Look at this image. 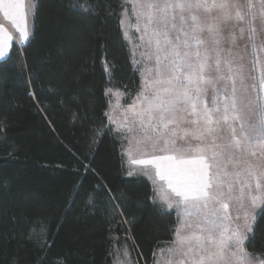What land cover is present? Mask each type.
<instances>
[{
    "label": "trees",
    "instance_id": "trees-1",
    "mask_svg": "<svg viewBox=\"0 0 264 264\" xmlns=\"http://www.w3.org/2000/svg\"><path fill=\"white\" fill-rule=\"evenodd\" d=\"M33 31L0 62V264H153L176 234L152 182L127 173L111 89L141 79L124 0H35ZM245 247L264 256V205Z\"/></svg>",
    "mask_w": 264,
    "mask_h": 264
},
{
    "label": "rangeland",
    "instance_id": "rangeland-1",
    "mask_svg": "<svg viewBox=\"0 0 264 264\" xmlns=\"http://www.w3.org/2000/svg\"><path fill=\"white\" fill-rule=\"evenodd\" d=\"M124 1L126 8L122 14V27L130 44L141 84L138 93L129 98L122 90L109 91V121L122 139L128 175L149 179L154 188L156 201L166 209L175 211L178 217L175 237L156 252L153 264H194V260L206 255L204 249H208L210 245L207 240L208 220L204 219L205 215L209 220L216 221L220 228H227L228 234H231L232 230H239L246 237L240 245L243 252L230 244L225 250L224 260L219 264H260V261H264V256L248 252L245 243L253 228L252 218L255 221L257 213L264 205V199L258 200L254 206L250 199L254 195L264 197V175H260L264 172V147H261L264 144V137L260 135L262 114L259 107L264 103V88L261 87V82L264 81V9H262L264 0H200L209 7L193 9L191 12L187 9L181 11L175 7H167L166 11H162L166 5H175L178 0ZM2 2L6 3L7 0ZM21 2L24 19L17 17L16 24L7 19L4 16V9L0 8V29H2L0 36L12 37L5 55L0 57V62L9 56L14 43L22 47L32 35L35 0H21ZM149 2L155 4L151 10L147 7ZM213 4L229 6L221 9L212 7ZM149 11L153 14V28L157 27L156 21L167 17L169 39L174 42L177 36L183 39L181 28L190 31L191 15L198 17V23L203 28L200 33L203 43L196 45L190 41L192 46L189 51L192 53L194 63L200 62L195 59V53L198 51L200 60L205 64L206 82L200 85L202 89L200 101L212 108L213 97H216L220 112L213 113V120L221 121L219 125H212L217 135L216 143L230 145L227 151L218 149L219 155L215 159L212 158L211 152L206 153L207 162L212 165L210 172L218 173L219 181L222 182L219 188L214 187L212 191L215 193L222 191L224 194L219 197V201H209L206 209L203 206L200 210L187 206L191 215L185 214L186 206L181 202L182 198L176 196L167 187V181L159 180L153 165L133 163L134 160L151 159L154 155L183 154L184 158L188 159L197 155L195 150L198 147L211 143L210 137L197 138L195 130L198 126L191 123L196 117L191 115L183 114L182 120L178 117L177 122L170 124L167 130L163 129L156 120L149 122L147 114L142 117L140 115L146 107L144 97L151 98L154 95V88L150 86V82L157 79V56L161 58L162 69L168 64V60L164 58L165 51H157L156 37L152 36L151 31L145 32L144 26ZM237 12L243 16V19L237 18ZM181 15L185 18L183 24L180 20ZM173 17H175L174 21ZM173 22L176 24L175 29L171 27ZM25 24L29 35L26 41L21 42L17 25L25 26ZM209 25L214 26L212 32L208 31ZM180 50L184 51L183 48ZM165 75H167L166 71ZM233 86L236 89L237 110L233 112L229 105L226 113L228 120L224 122L223 100L225 97L231 100ZM233 116L237 118L233 119ZM231 129H235L234 138ZM162 133L163 139L169 141L167 151H160L164 147L163 139L155 145L154 150L153 141L161 138ZM234 140L240 141L239 146L235 145ZM250 167L260 177L262 187L259 190L255 187L254 177L248 173ZM237 173L240 175L237 176ZM165 195L167 199L162 198ZM220 201L228 204L226 217L222 220L221 217L225 216L224 210L213 215V212L220 209ZM245 213L250 217L247 228ZM219 230L213 235H218ZM194 234L204 237L202 241L204 249H200L194 239L187 240L183 244L177 242L179 237H190ZM117 250L119 252L116 253L115 264H136V256L131 253L132 248L124 247Z\"/></svg>",
    "mask_w": 264,
    "mask_h": 264
},
{
    "label": "snow or ice",
    "instance_id": "snow-or-ice-1",
    "mask_svg": "<svg viewBox=\"0 0 264 264\" xmlns=\"http://www.w3.org/2000/svg\"><path fill=\"white\" fill-rule=\"evenodd\" d=\"M227 4H213L212 7H218L221 9L227 8ZM147 7L151 10L155 7L154 3L149 2ZM167 7L179 8L181 11L187 9L191 12L193 9H199L201 7L208 8L207 4H202L200 0H178L175 5H166ZM0 8L4 9V16L16 24L17 17L21 20L24 19L23 3L21 0H7V2H2L0 0ZM262 9H264V4H262ZM238 19H243V16L239 12L236 13ZM175 20V17L172 18ZM181 24L185 22L183 15L180 17ZM191 27L190 31H184L183 28V39L180 36L176 37L175 42L169 39L168 30V19L167 17H162L161 20L156 21L157 27L153 28V14L151 11L147 14V22L145 23V32L151 31L152 36L156 37V47L157 51H165V59L168 60V64L162 69L160 67L161 58L157 56V79L150 82V86L154 88V95L149 97H144V103L146 107L140 114L141 117L147 114L149 122L156 120L162 125L163 129L167 130L170 124L177 122L179 117L183 119V114L191 115L196 117V119L191 120L193 125L198 127L195 130V134L198 139L205 137L211 138V143L206 144L204 147H198L195 151L197 155H193L191 158H184L183 154L176 155H154L151 159H141L134 160L133 163L148 165L151 164L156 170V176L161 181H167V187L171 189L176 196L182 198V203L186 206V215H191L188 211L187 206H191L197 210L203 208H208L209 201H219V197L224 193L221 191L219 193L213 192V188H219L222 183L219 181V174H212L210 169L211 164L207 162L206 153L211 152L212 158L215 159L219 155L218 149L221 151H227L230 147L228 144H217V135L215 129L212 127L213 124L219 125L220 120H213V113H219L220 108L217 104V99L213 97V107L209 108L207 104L200 101V93L202 91L200 85L205 83L204 79V68L205 64L200 60V53L197 51L195 53V59L200 61L198 64L193 62L192 53L189 51L191 48V42L196 45H200L203 41L200 39V33L203 31L202 26L198 23V17L196 15H191ZM20 32L21 42L28 39V31L26 24L25 26L17 25ZM173 29L176 28V24L173 22L171 24ZM214 30L213 25L208 26V31L212 32ZM2 31V29H0ZM12 37L10 35L0 36V57H3L6 53V49L10 46ZM183 48L184 51L180 49ZM219 64V61H217ZM231 71V68L229 69ZM165 71L167 75H165ZM261 87L264 88V81L261 82ZM235 87L232 88V97L229 100L227 97L223 100V111L225 115L223 116V121L227 122L228 116L226 113L229 110V105L233 112L236 109V98H235ZM199 105V110H198ZM261 111V126L262 130L260 135L264 137V103L259 105ZM190 110V111H189ZM237 117L233 116V119ZM155 130V129H154ZM231 132L235 134V129H231ZM163 139V133L161 138L153 141V149L155 150V145ZM174 143V142H173ZM236 146H239L240 141L234 140ZM169 141L163 139L164 147L160 151H167V145ZM264 147V144L261 145ZM255 155V153H253ZM250 176L255 179L256 189H261L262 184L260 177L256 175L251 167L248 169ZM237 176L240 174L237 173ZM260 175H264L261 172ZM229 192H231V187H229ZM243 197V185L241 187V198ZM163 199H167V196H162ZM253 206L258 200L264 199L261 195H254L250 197ZM171 206V205H170ZM228 208L227 203L220 201V209L213 212L216 215L220 210H224L225 216L221 217V220L226 217V210ZM205 220H208V225L206 231L208 232L207 240L210 247L204 249L202 243L204 237L199 235H193L190 237H179L178 243L183 244L187 240H195L200 249H204L206 255H201L198 260H194V264H219L225 258L226 248L232 244L235 245L238 251L243 252L240 247L243 240L246 238L239 230H232L231 234H228L227 228H220L214 220H209L208 216L205 215ZM249 214L245 213V227L249 225ZM254 222V218H252ZM218 235H213L217 230ZM251 230L250 228L248 229ZM235 255V253H233ZM247 255V254H245ZM260 264H264V261H260Z\"/></svg>",
    "mask_w": 264,
    "mask_h": 264
}]
</instances>
